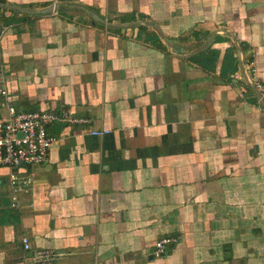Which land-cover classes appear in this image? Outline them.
<instances>
[{
  "label": "crops",
  "instance_id": "crops-1",
  "mask_svg": "<svg viewBox=\"0 0 264 264\" xmlns=\"http://www.w3.org/2000/svg\"><path fill=\"white\" fill-rule=\"evenodd\" d=\"M0 4L29 11L0 6V117L88 119L48 127L16 207L0 166V264L22 235L50 264H264V107L233 43L264 83V0Z\"/></svg>",
  "mask_w": 264,
  "mask_h": 264
},
{
  "label": "built area",
  "instance_id": "built-area-1",
  "mask_svg": "<svg viewBox=\"0 0 264 264\" xmlns=\"http://www.w3.org/2000/svg\"><path fill=\"white\" fill-rule=\"evenodd\" d=\"M245 67V66H244ZM249 79L252 81L255 90L261 99L264 100V83L256 74L253 63L245 67ZM1 94L5 95L2 90ZM7 118L0 117V166L8 168V183L11 190L10 205H18L19 196L28 192L32 185L31 176L26 173L25 167L42 164L48 158L49 148L54 136L47 132V129L56 121L68 123H86L87 118L73 117L68 111L54 113L50 111H16L8 106ZM104 131H92L95 136L104 135ZM22 250V264H50L57 254L45 248L35 249L30 255L25 254L31 248L27 236L20 238ZM176 242L174 235H163L157 238L150 251V257L159 258L166 254L168 246Z\"/></svg>",
  "mask_w": 264,
  "mask_h": 264
},
{
  "label": "water",
  "instance_id": "water-1",
  "mask_svg": "<svg viewBox=\"0 0 264 264\" xmlns=\"http://www.w3.org/2000/svg\"><path fill=\"white\" fill-rule=\"evenodd\" d=\"M0 6L6 7V8L18 9L20 11L29 13V11L27 9H24V8L15 6V5H4V4H0ZM54 8H56L54 5H50L48 8L44 9L43 11H52ZM233 43H234L235 47L238 49V51H239L240 66H241V71H242V74H243V76L245 78V81L247 82L249 88H251L252 91L254 92V94H255L256 98L258 99L259 103L261 105H263V107H264V100L260 98L258 92L255 90V87H254L252 81L249 79V77L247 75V72L245 70L242 50H241L238 42L236 41V39H233Z\"/></svg>",
  "mask_w": 264,
  "mask_h": 264
},
{
  "label": "trees",
  "instance_id": "trees-1",
  "mask_svg": "<svg viewBox=\"0 0 264 264\" xmlns=\"http://www.w3.org/2000/svg\"><path fill=\"white\" fill-rule=\"evenodd\" d=\"M213 53H215V52H213Z\"/></svg>",
  "mask_w": 264,
  "mask_h": 264
}]
</instances>
